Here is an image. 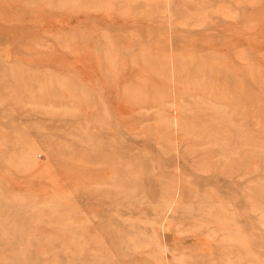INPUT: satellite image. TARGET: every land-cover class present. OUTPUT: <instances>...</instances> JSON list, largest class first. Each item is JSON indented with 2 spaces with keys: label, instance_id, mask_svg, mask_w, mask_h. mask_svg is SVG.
<instances>
[{
  "label": "rangeland",
  "instance_id": "374dc122",
  "mask_svg": "<svg viewBox=\"0 0 264 264\" xmlns=\"http://www.w3.org/2000/svg\"><path fill=\"white\" fill-rule=\"evenodd\" d=\"M0 264H264V0H0Z\"/></svg>",
  "mask_w": 264,
  "mask_h": 264
}]
</instances>
